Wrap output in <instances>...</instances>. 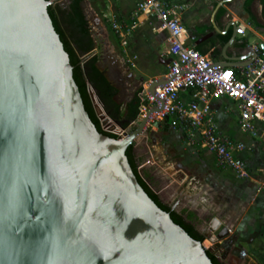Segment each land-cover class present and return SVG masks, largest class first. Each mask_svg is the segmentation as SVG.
<instances>
[{"label": "water", "instance_id": "obj_1", "mask_svg": "<svg viewBox=\"0 0 264 264\" xmlns=\"http://www.w3.org/2000/svg\"><path fill=\"white\" fill-rule=\"evenodd\" d=\"M59 1L0 0V264H214L129 161L159 107L118 137L99 131L49 12ZM218 228L201 232L216 246L231 234Z\"/></svg>", "mask_w": 264, "mask_h": 264}, {"label": "crops", "instance_id": "obj_2", "mask_svg": "<svg viewBox=\"0 0 264 264\" xmlns=\"http://www.w3.org/2000/svg\"><path fill=\"white\" fill-rule=\"evenodd\" d=\"M137 1L97 0L96 6L91 0L90 17L82 4L95 39V52L100 51L101 40L109 64L106 75L116 86L123 83L126 72L128 79L141 77L150 81L165 76L172 61L168 33L158 29L159 22L154 15H140L138 24L125 38L111 30L99 6V2L107 5L108 11L104 12L108 15L105 16L111 15L112 21L115 19L129 27ZM174 1L186 5L182 20L187 30V43L222 67L223 64L233 69L246 66L253 59L251 52L255 51V46L264 44V0ZM240 25L245 27L244 34L237 32ZM192 93L191 89L184 88L181 97L189 101ZM212 106L220 133L246 143L248 148L240 157L254 171L252 179H239L231 171L220 168L216 155L204 147H196L198 151L192 158L195 169L188 166L189 161L181 157L188 154L187 145L190 144H186L184 131L173 129L170 121L153 127L156 134H164L167 140L162 147L157 141L150 145L151 151L156 152L154 161H159L161 174L168 175L166 188L176 192V203L188 199L197 207L199 219L210 215L209 222L214 228L228 225L230 235L239 234L264 254V190L258 184L264 180V124H259L258 135L254 137L240 128L233 100L221 97L213 100ZM171 147L172 153L168 156L167 148L171 152ZM204 228L197 226L200 232Z\"/></svg>", "mask_w": 264, "mask_h": 264}, {"label": "built area", "instance_id": "obj_3", "mask_svg": "<svg viewBox=\"0 0 264 264\" xmlns=\"http://www.w3.org/2000/svg\"><path fill=\"white\" fill-rule=\"evenodd\" d=\"M185 8V4L174 0H138L129 27L113 21L117 31L125 35L126 27H135L140 15L151 14L159 22L158 29L168 33L172 61L165 75L167 80L157 88L156 96L148 92V87L144 89L141 114L159 107L150 115L149 127L153 128L156 121L179 125L190 145L200 144L216 155L220 168L239 179H252L251 169L240 157L248 148L246 143L220 133L212 102L221 97L233 100L240 128L254 137L258 135L259 124H264V49L256 45L253 62L239 69L220 66L187 43L182 20ZM237 32L244 34L245 27L240 25ZM226 73L231 75L226 78ZM184 88L193 91L189 101L181 97ZM258 184L264 190V180Z\"/></svg>", "mask_w": 264, "mask_h": 264}, {"label": "rangeland", "instance_id": "obj_4", "mask_svg": "<svg viewBox=\"0 0 264 264\" xmlns=\"http://www.w3.org/2000/svg\"><path fill=\"white\" fill-rule=\"evenodd\" d=\"M92 2H93V5L97 6V0H92ZM92 2H91V0H83L82 1V4L84 3V8H85V11L88 14V16L90 15V11H92L89 8V3L92 4ZM99 6L104 11H108L107 5H102L99 2ZM104 11H101V13L103 14L104 20H106V23L109 25L111 30L114 31V33L117 36H120V33L117 31V29L114 27V24H113V21L114 22H118V21L115 19L112 21L111 15L106 17L105 15H108V14H106V12H104ZM88 26H90L89 23H88ZM132 30L133 29H131V28H126L125 32L129 35ZM128 35L125 34L124 37L126 38ZM101 42L102 41L100 40L99 41L100 51L95 52V49H94V55L96 56V58L98 60L99 67L106 74V72H107L106 69H108L109 64L107 62L108 59H106V57H105L106 52L104 51V46ZM127 75H128V72H126V74L124 75L123 83H121L119 86H116L115 84H113L115 87L114 100H115L117 106H119V108H120L119 111L115 110L114 105L112 108L104 107L103 103H101V105H96V111H97V114L99 115V117L101 119L102 127L105 130L116 133L118 135L123 134L125 131H128V132L131 131L134 128L135 123L137 122L139 116L142 115L141 110L139 109V113H138L137 117L135 119H132L130 117V111H129L130 106L129 105H135L138 100H140L141 101L140 103H142V97H143V93H144V85L147 82L151 81V80L148 81L147 79H144L141 77H131L130 79H128ZM140 103H139V105L141 107ZM171 127L173 129L183 131L179 125H173L171 123ZM155 131H156L155 129L152 131V128H151L145 134H142L137 139V141L134 143L136 151L139 152L143 158L141 165H140V168H141V171H142V174L144 175V177L151 184L152 188L160 194V197L162 198V200L167 204H171V203L175 204L177 199H178L177 198L178 195L176 194V192L174 190H171V189L168 190L166 188L168 175L165 176V175L161 174L160 169L158 168L159 161H157V163H158L157 164L155 162L156 159L154 161V157H153V155H155L156 152L154 153L150 149V145L153 143V141H157V144L159 142V145L161 147L167 144V140L163 136L164 134L158 135L155 133ZM186 144H188V141H186ZM187 147H188L189 152L185 157H181V159H183V161L188 160L189 161L187 163L188 166L195 169V167L192 165V163L194 162L192 160V158L196 154V152L198 151L196 147H201V148H203V147L200 144H193V145H189V146L187 145ZM169 153L170 154L172 153V147H171V152H170V149L168 151V148H167L166 155L170 156ZM174 160H176V159H174ZM160 161H161V159H160ZM179 161H181V160H179ZM252 174H255L253 170H252ZM176 204H178L177 209L180 212H183L189 221L195 223L200 228L202 227V225L205 226V228L203 229L202 232H206L207 229L211 228V224L209 222V220L211 219L210 215H207L202 220L199 219L197 209H196L197 207L191 205L192 202H190L188 199H184L180 202H177ZM220 227H222V225ZM220 227L218 229H220ZM228 239H229V237L224 239L222 241L221 245L224 246L228 242ZM242 239H240L238 236V238L235 239L233 244L225 247L224 250H222V252L219 254L222 262L225 261L228 264H245L247 255L249 256L250 259H253L254 261L255 260L258 261L255 258V256L257 255L258 249L255 246L248 245L246 243V241H244ZM206 241H209L210 243L206 244L205 243ZM203 243L207 247L210 246L213 250L215 249L214 242L212 239L205 238ZM246 247L248 249L250 248L249 251L247 250ZM251 253H253L255 256H253Z\"/></svg>", "mask_w": 264, "mask_h": 264}, {"label": "trees", "instance_id": "obj_5", "mask_svg": "<svg viewBox=\"0 0 264 264\" xmlns=\"http://www.w3.org/2000/svg\"><path fill=\"white\" fill-rule=\"evenodd\" d=\"M82 1L70 0L69 3L51 5L49 6V12L70 55L71 63L74 66V77L90 117L100 132L112 137H118V134L107 131L102 127L101 119L96 111V105H101V103L107 108H112L114 105L116 111H119L120 108L114 100L115 87L99 67L98 60L94 55L96 43L82 9ZM140 102L138 100L135 105H129L130 117L132 119H135L139 113ZM127 155L139 182L157 204L170 212L173 220L183 226L191 236L204 241L205 237L197 229L196 225L189 221L183 212L165 203L160 194L152 188L151 184L144 177L140 168L143 158L136 151L134 144L129 146ZM207 253L214 264H221L218 257L212 251L207 250Z\"/></svg>", "mask_w": 264, "mask_h": 264}, {"label": "flooded vegetation", "instance_id": "obj_6", "mask_svg": "<svg viewBox=\"0 0 264 264\" xmlns=\"http://www.w3.org/2000/svg\"><path fill=\"white\" fill-rule=\"evenodd\" d=\"M69 1L70 0H62V1H59V2H57L56 4H54V5H57L58 3H69ZM141 165V164H140ZM169 205H171L173 208H175V209H177V205L178 204H173V203H171V204H169ZM178 210V209H177ZM179 211V210H178ZM238 236H239V234H237V233H235V234H233V235H230V236H228L229 237V239H228V242L223 246V245H220V246H216L215 244H214V246H215V249L213 250H211L212 251V253H214L217 257H218V259H219V262L221 263V264H228L227 262H222V260L220 259V256H219V254L222 252V250H224V248L225 247H227V246H230L231 244H233L234 243V241H235V239H237L238 238ZM239 238L240 239H242L241 238V236H239ZM242 240H244V241H246V243L248 244V245H250V242H249V240H246V239H242ZM206 244H208V243H210L209 241H206L205 242ZM247 245V246H248ZM252 246V245H251ZM247 248V247H246ZM250 249V248H249ZM249 249L247 248V250L249 251ZM261 250L260 249H258V252H257V255L255 256L253 253H251L253 256H255V258L258 260V261H254L253 259H250L249 258V256L247 255V258H246V263L247 264H264V254L263 253H261L260 252ZM260 252V253H259ZM245 263V264H246Z\"/></svg>", "mask_w": 264, "mask_h": 264}, {"label": "snow or ice", "instance_id": "obj_7", "mask_svg": "<svg viewBox=\"0 0 264 264\" xmlns=\"http://www.w3.org/2000/svg\"><path fill=\"white\" fill-rule=\"evenodd\" d=\"M231 75V73H226L225 74V76H226V78L228 77V76H230ZM32 133H31V130H29V135H31ZM14 206V205H13Z\"/></svg>", "mask_w": 264, "mask_h": 264}]
</instances>
